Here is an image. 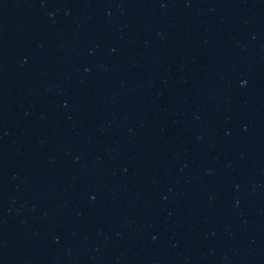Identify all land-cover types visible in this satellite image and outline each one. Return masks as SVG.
I'll list each match as a JSON object with an SVG mask.
<instances>
[{
    "label": "water",
    "instance_id": "95a60500",
    "mask_svg": "<svg viewBox=\"0 0 264 264\" xmlns=\"http://www.w3.org/2000/svg\"><path fill=\"white\" fill-rule=\"evenodd\" d=\"M0 264H264V0H0Z\"/></svg>",
    "mask_w": 264,
    "mask_h": 264
}]
</instances>
